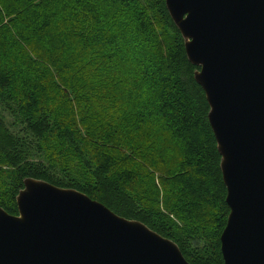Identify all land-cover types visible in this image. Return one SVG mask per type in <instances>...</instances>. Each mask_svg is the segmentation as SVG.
<instances>
[{
	"label": "trees",
	"instance_id": "16d2710c",
	"mask_svg": "<svg viewBox=\"0 0 264 264\" xmlns=\"http://www.w3.org/2000/svg\"><path fill=\"white\" fill-rule=\"evenodd\" d=\"M197 70L166 0H0V207L18 215L24 181L42 180L190 264H224L230 209Z\"/></svg>",
	"mask_w": 264,
	"mask_h": 264
},
{
	"label": "water",
	"instance_id": "95a60500",
	"mask_svg": "<svg viewBox=\"0 0 264 264\" xmlns=\"http://www.w3.org/2000/svg\"><path fill=\"white\" fill-rule=\"evenodd\" d=\"M210 106L230 214L224 264H264V0H166ZM0 207V264H190L179 246L73 189L26 179Z\"/></svg>",
	"mask_w": 264,
	"mask_h": 264
},
{
	"label": "rangeland",
	"instance_id": "374dc122",
	"mask_svg": "<svg viewBox=\"0 0 264 264\" xmlns=\"http://www.w3.org/2000/svg\"><path fill=\"white\" fill-rule=\"evenodd\" d=\"M52 150L55 151L54 149H52ZM43 160H44V162H47V161H46V158H44ZM156 176L158 177V175H156ZM162 195H163V194H162ZM160 198H161V197L159 196V199H160ZM164 200H165L164 198L161 199V202L163 201V204H164ZM147 201H148V199H147ZM147 201H146V202H147ZM162 210H163L165 213H168V211H167L166 209H162ZM178 223L180 224V222H178Z\"/></svg>",
	"mask_w": 264,
	"mask_h": 264
}]
</instances>
